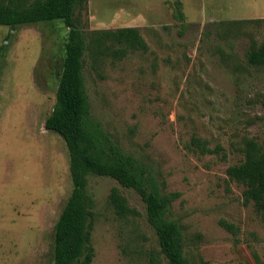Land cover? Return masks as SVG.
<instances>
[{
	"label": "rangeland",
	"instance_id": "rangeland-1",
	"mask_svg": "<svg viewBox=\"0 0 264 264\" xmlns=\"http://www.w3.org/2000/svg\"><path fill=\"white\" fill-rule=\"evenodd\" d=\"M178 1L183 19L175 17ZM84 35L137 27L148 50L84 57L89 115L136 159L163 195L190 264H264V211L244 201L226 169L246 141L264 143V65L246 52L264 41V0H81ZM68 27L60 20L0 26V264H53L55 223L71 193L64 139L45 128ZM192 137L221 150L201 154ZM117 187L138 214L115 215ZM90 264H166L130 188L89 175Z\"/></svg>",
	"mask_w": 264,
	"mask_h": 264
},
{
	"label": "trees",
	"instance_id": "trees-1",
	"mask_svg": "<svg viewBox=\"0 0 264 264\" xmlns=\"http://www.w3.org/2000/svg\"><path fill=\"white\" fill-rule=\"evenodd\" d=\"M81 0H0V26L15 28L25 24L60 20L67 26L64 58L53 109L45 128L58 133L69 153L71 193L55 223L53 264H90L92 217L86 195L89 175L106 176L122 187L133 189L145 205L146 220L156 235L159 252L166 264H190L183 254V235L176 221L165 218L169 203L178 193L163 195L147 171L132 155L111 141L99 122L89 115L84 90L83 64L88 56L93 62L101 57L120 59L130 50H148L137 27L93 30L86 35L76 25L74 10ZM175 17L183 19L178 1L172 2ZM251 65H264V41L246 52ZM191 144L201 154L221 150L207 146V141L192 137ZM229 179L244 186V201L264 211V143L246 141L244 159L227 167ZM108 202L115 215L127 218L138 214L117 187H112ZM259 264L260 261L257 258Z\"/></svg>",
	"mask_w": 264,
	"mask_h": 264
}]
</instances>
